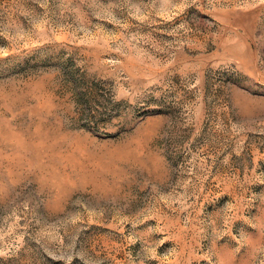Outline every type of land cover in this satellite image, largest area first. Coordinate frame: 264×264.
Masks as SVG:
<instances>
[{
    "label": "rangeland",
    "instance_id": "374dc122",
    "mask_svg": "<svg viewBox=\"0 0 264 264\" xmlns=\"http://www.w3.org/2000/svg\"><path fill=\"white\" fill-rule=\"evenodd\" d=\"M0 264H264V0H0Z\"/></svg>",
    "mask_w": 264,
    "mask_h": 264
}]
</instances>
